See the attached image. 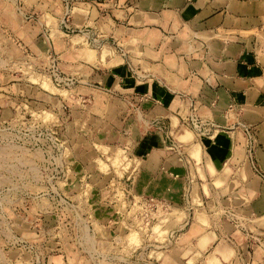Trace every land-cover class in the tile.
Masks as SVG:
<instances>
[{
	"label": "rangeland",
	"instance_id": "1",
	"mask_svg": "<svg viewBox=\"0 0 264 264\" xmlns=\"http://www.w3.org/2000/svg\"><path fill=\"white\" fill-rule=\"evenodd\" d=\"M120 5L0 0V264H264L260 131L129 88Z\"/></svg>",
	"mask_w": 264,
	"mask_h": 264
},
{
	"label": "crops",
	"instance_id": "2",
	"mask_svg": "<svg viewBox=\"0 0 264 264\" xmlns=\"http://www.w3.org/2000/svg\"><path fill=\"white\" fill-rule=\"evenodd\" d=\"M119 2L109 21L123 25L118 28L126 34L130 61L139 65L141 76L129 88L159 100L155 109L171 112L173 124L177 118L172 112L193 107L230 128L237 119L255 125L264 169V0ZM231 106L235 113L225 117ZM237 134H220L218 146L207 143L215 166L233 159L232 165L236 161L245 171L239 151H229L231 139L241 142Z\"/></svg>",
	"mask_w": 264,
	"mask_h": 264
}]
</instances>
